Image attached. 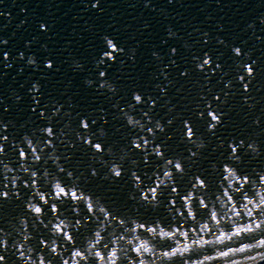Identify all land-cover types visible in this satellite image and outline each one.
Wrapping results in <instances>:
<instances>
[{
  "label": "water",
  "instance_id": "95a60500",
  "mask_svg": "<svg viewBox=\"0 0 264 264\" xmlns=\"http://www.w3.org/2000/svg\"><path fill=\"white\" fill-rule=\"evenodd\" d=\"M95 2L0 0V143L4 142V135L9 136L7 154L0 160L17 169L13 174L31 180L19 170L23 162L17 143L29 153L26 162L41 174L45 167L58 172L48 158L55 150L62 158L60 163L74 172L85 190L104 197L121 214L152 220L157 216L168 218L167 212L164 207L153 210L129 198L134 191L129 179L134 167L130 160L139 161L137 170L146 181L161 161L154 155L144 161L145 151L134 148L133 137L149 135L155 144L164 145L168 157H184L185 166L191 165L188 176L204 175L210 192L218 180L211 164L222 166L231 151L226 146L232 140L239 143L243 139L246 144L257 141L261 153H247L242 147L243 159L238 166L251 174L256 169L264 171V0H100L97 7H92ZM105 35L125 51L115 62L98 68L95 61L107 50ZM234 46L250 56H236ZM205 53L211 55L212 64L200 70L197 64ZM31 56L36 57L35 65L28 62ZM49 60L53 62L51 68L47 67ZM252 61L255 72L248 77L241 65ZM77 62L82 67H77ZM217 64L221 67L217 68ZM101 69L107 70L106 78L116 85V92L99 87ZM240 75H245L243 82ZM87 79L95 83L89 86ZM249 80V89L245 90L243 85ZM35 83L40 85L38 91L33 87ZM137 91L143 95L144 103L129 108L135 103L132 97ZM209 102L214 110L224 113L214 132L208 129ZM58 107L57 115L54 112ZM122 110L132 112L148 127L160 120L165 131L157 130L153 138L146 130L133 129ZM144 112L149 113L152 123ZM85 117L91 125L89 132L80 126ZM170 119L173 123L168 124ZM186 120L193 126L196 138L202 137L207 145L198 157L191 159L190 150L196 149L185 136ZM49 124L56 132L54 148L46 147L42 161L33 163L31 150L22 138L28 134L46 142L48 137L40 129ZM101 129L106 135H100ZM78 132L92 134L93 142H101L105 149L111 147L113 153H95L77 137ZM221 141L224 148L219 147ZM124 149L130 153L124 161V175L115 179L109 174L106 178L109 164L118 160ZM147 151L150 153V149ZM2 169L0 164V190L11 191L5 189ZM60 175L66 183L74 182L66 172ZM188 176H177L182 191L191 186ZM19 191L21 198L13 194L12 200L0 202V227L11 230L9 221L28 214L25 201L31 189L24 187L21 180ZM162 199L167 204V191ZM41 234L48 235L42 226L37 237ZM14 259L10 255L9 264Z\"/></svg>",
  "mask_w": 264,
  "mask_h": 264
},
{
  "label": "clouds",
  "instance_id": "9594fccd",
  "mask_svg": "<svg viewBox=\"0 0 264 264\" xmlns=\"http://www.w3.org/2000/svg\"><path fill=\"white\" fill-rule=\"evenodd\" d=\"M99 2L96 0L92 7H97ZM170 35L175 36L176 33L170 32ZM103 40L107 50L95 61L98 68L109 61L115 62L118 55L125 51L112 37L105 35ZM172 51L175 53L176 49ZM232 51L236 56H250V53H243L239 46H234ZM154 55L158 56L159 53ZM7 57L8 53H5ZM28 62L35 65L36 57H29ZM211 64V55L205 53L197 67L204 70L205 66ZM254 64L255 61L241 65L248 77L254 76ZM52 66L53 62L49 60L47 67ZM76 66L82 67L79 62ZM216 67L220 68L221 65L217 64ZM99 77L101 89L107 88L113 93L117 91L116 85L106 78V69L99 71ZM239 80L243 82L245 75H240ZM250 82L244 83L245 90L249 89ZM85 83L91 86L95 81L87 79ZM228 85H231V81ZM33 87L38 91L40 85L35 83ZM132 98L135 103L129 108L135 109L144 103L139 91L133 93ZM60 107L55 109L54 114H59ZM208 108V129L214 132L221 125L224 113L214 110L211 102ZM122 111L127 124L133 129L146 130L153 138L157 130L165 131V125L160 120H156L153 127H148L132 112ZM200 115L202 117L203 113ZM144 116L152 123L148 112H144ZM171 123L173 121L170 119L168 124ZM256 123L259 124V119ZM184 124L187 129L185 136L196 149L190 150L188 159L198 157L207 146L206 141L202 137L196 138L190 121L186 120ZM80 126L86 132L90 131L91 125L86 117L81 119ZM7 127L4 124V128ZM40 132L48 137L46 142L34 140L28 134L22 138V142L31 150L33 163L42 161L46 147L54 148V127L49 124L42 127ZM61 133L64 135L63 129ZM100 135L104 136L106 132L101 129ZM77 137L91 146L95 153H113L111 147L105 149L101 142H93L92 134L85 136L78 132ZM2 140L0 156L7 154L5 145L9 136L4 135ZM131 143L135 149L145 151L144 161H149L150 155H154L161 163L146 181L137 170L139 161L130 160L134 167L129 179L134 191L129 194V198L153 210L164 207L168 218L157 216L147 220L138 215L121 214L104 197L85 190L74 172L66 170L60 163L62 158L55 150L48 154V158L55 163L58 172L54 173L45 167L41 174L26 162L29 153L17 143L19 158L23 162L19 170L28 174L31 180L13 174L17 169L10 162L0 160L5 189L11 188V191L0 190V202L12 200L13 194L21 198V180L24 187L31 189V195L25 201L28 214H21L14 221H9L11 230L0 227V264H9L10 255L15 256L11 264H264V171L256 169L255 174H251L238 166L243 159L240 154L242 147L247 153H261L257 141L247 144L243 139L239 143L235 140L228 142L226 147L231 151L222 166L215 162L211 164L218 176L212 192L204 175L188 176L191 165L185 166V158L168 157L164 145L155 144L149 135L133 137ZM219 147H225L223 141ZM149 149L150 153L147 151ZM129 155L128 149L122 150L118 160L113 159L109 164L105 177L110 174L115 179L121 178L125 172L124 161ZM65 172L73 183H66L62 179L60 173ZM92 172L93 175L97 174L96 169ZM177 176H188L191 186L182 191ZM166 191L169 197L167 204L162 199ZM41 226L48 235L37 237Z\"/></svg>",
  "mask_w": 264,
  "mask_h": 264
}]
</instances>
